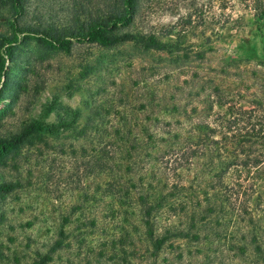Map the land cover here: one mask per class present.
Here are the masks:
<instances>
[{
    "label": "rangeland",
    "instance_id": "rangeland-1",
    "mask_svg": "<svg viewBox=\"0 0 264 264\" xmlns=\"http://www.w3.org/2000/svg\"><path fill=\"white\" fill-rule=\"evenodd\" d=\"M10 4L0 141H20L0 159V264H264V17L252 0H136L124 32L169 52L46 41L99 0ZM159 198L172 209L154 212L153 233L170 234L154 252L141 212Z\"/></svg>",
    "mask_w": 264,
    "mask_h": 264
},
{
    "label": "trees",
    "instance_id": "trees-1",
    "mask_svg": "<svg viewBox=\"0 0 264 264\" xmlns=\"http://www.w3.org/2000/svg\"><path fill=\"white\" fill-rule=\"evenodd\" d=\"M11 1L12 4H10V10L18 12V0ZM99 2L101 4V10L99 13L89 17L86 21L79 22L78 19L74 18L70 25L64 29L48 27L46 41L52 46H66L68 44L67 42L70 40L94 42L104 46L127 41L133 44L145 46L146 48L152 50L169 52L168 46L161 44L152 34L124 32V30L128 29L134 19L136 13V0H99ZM251 6L253 10L252 16L257 19H262L264 17V6L262 5L261 0H252ZM12 25L16 27L15 23ZM166 35L170 36L173 34L171 31H166ZM182 38H184L183 33L177 36L178 40ZM15 40L16 37L14 34L6 35L0 33V46L6 47L8 56H11L10 47ZM2 77L3 74L0 72V78ZM61 120L57 125L52 124V132H57L59 125L66 124L65 119ZM19 141L20 136H16L12 142L0 141V159L7 154L10 145L13 143L18 144ZM221 181L222 179L218 176L216 183ZM214 188L215 186L211 187V190ZM166 204L171 210L172 205H169L168 201L162 198L156 199L153 203L144 202L142 205L144 211L141 212V220L146 228V236L150 241L154 252L160 250L165 238L168 234H170L167 233V235L155 236L153 233L154 212H156L157 209H160V206H164ZM149 217L151 219H149Z\"/></svg>",
    "mask_w": 264,
    "mask_h": 264
}]
</instances>
